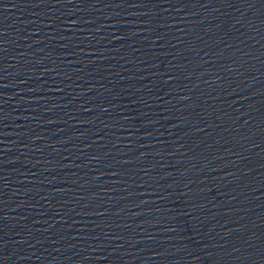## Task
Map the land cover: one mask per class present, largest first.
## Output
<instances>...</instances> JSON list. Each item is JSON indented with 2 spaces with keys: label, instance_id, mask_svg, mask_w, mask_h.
<instances>
[{
  "label": "water",
  "instance_id": "95a60500",
  "mask_svg": "<svg viewBox=\"0 0 264 264\" xmlns=\"http://www.w3.org/2000/svg\"><path fill=\"white\" fill-rule=\"evenodd\" d=\"M0 264H264V0H0Z\"/></svg>",
  "mask_w": 264,
  "mask_h": 264
}]
</instances>
